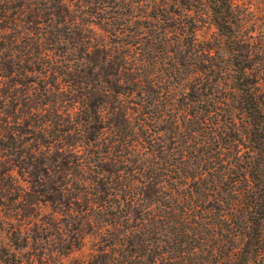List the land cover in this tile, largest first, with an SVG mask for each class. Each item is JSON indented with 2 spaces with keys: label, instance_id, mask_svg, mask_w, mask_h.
I'll use <instances>...</instances> for the list:
<instances>
[{
  "label": "trees",
  "instance_id": "obj_1",
  "mask_svg": "<svg viewBox=\"0 0 264 264\" xmlns=\"http://www.w3.org/2000/svg\"><path fill=\"white\" fill-rule=\"evenodd\" d=\"M191 1L0 0V84L41 74L29 132L51 139L29 173L45 200L135 205L140 264H261L264 29L244 0H208L217 33L200 42ZM111 13L131 26L128 55L96 42ZM108 235L90 264L127 261Z\"/></svg>",
  "mask_w": 264,
  "mask_h": 264
},
{
  "label": "rangeland",
  "instance_id": "obj_2",
  "mask_svg": "<svg viewBox=\"0 0 264 264\" xmlns=\"http://www.w3.org/2000/svg\"><path fill=\"white\" fill-rule=\"evenodd\" d=\"M67 1L75 3L76 0ZM244 1L255 14L256 29H264V0ZM191 3L194 4L191 13L197 21L198 41L212 40L217 28L208 0H192ZM110 15L107 19L101 18V25L94 24L96 42L108 48L127 51L128 55V49L135 43L131 29L126 28L131 26L123 24L126 16L122 17L118 13ZM171 23L161 21L157 25L167 26ZM137 25L140 24L133 26L144 27ZM132 53L135 55V50ZM130 59L135 63L133 65L138 63L136 57ZM32 75L28 76V80L34 77L32 79L35 81H28L27 86L9 79L0 84V136H5L0 143V264H90L94 255L99 253V248H104L105 242L101 240L106 239L107 236L103 237L106 233L112 239H109L107 248L112 255L127 259L124 264H140V246H132L140 240L133 236L132 243H128L126 237L132 231L133 234L139 233H135L140 224V218L134 211L135 205L111 206L109 212L105 213L94 207L88 198L91 194L85 190L78 191L83 194L80 205H72L70 208L60 205L56 200H45L46 193L41 191L45 188L35 182L37 178L30 175L29 171L35 169L29 162L38 163L44 157L37 153L46 150V140L51 139L46 132L44 137L40 133L32 135L29 132L34 128L39 131L43 120L37 114L39 111L34 109L37 97L43 93L38 82L41 74ZM66 79L70 77L66 76ZM59 80L63 81L62 77ZM127 105L132 107L131 103ZM129 111L136 120L140 119L136 107ZM85 149L89 147L84 145ZM33 153L37 156L31 158ZM58 174H51L52 180H56ZM38 182H41L40 178ZM131 185L140 183L132 181ZM112 211L115 214H111ZM213 212L221 214V207L213 209ZM228 224L231 226L232 221L228 220ZM236 239L237 236L232 235L231 241ZM123 254L128 257L123 258ZM261 264H264V258Z\"/></svg>",
  "mask_w": 264,
  "mask_h": 264
}]
</instances>
